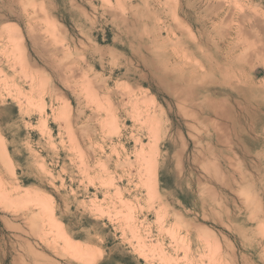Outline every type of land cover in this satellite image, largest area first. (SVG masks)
Here are the masks:
<instances>
[{"label":"rangeland","instance_id":"rangeland-1","mask_svg":"<svg viewBox=\"0 0 264 264\" xmlns=\"http://www.w3.org/2000/svg\"><path fill=\"white\" fill-rule=\"evenodd\" d=\"M262 27L264 0H0V264H264Z\"/></svg>","mask_w":264,"mask_h":264},{"label":"crops","instance_id":"crops-1","mask_svg":"<svg viewBox=\"0 0 264 264\" xmlns=\"http://www.w3.org/2000/svg\"><path fill=\"white\" fill-rule=\"evenodd\" d=\"M55 202V213L59 217L60 222L63 224L64 230L68 237L70 236L73 241L83 243L85 241L84 238L80 235H75L76 233L83 232V228L75 229L74 227H69V204L65 205L64 207V205H61V203L57 202L56 200Z\"/></svg>","mask_w":264,"mask_h":264},{"label":"bare ground","instance_id":"bare-ground-1","mask_svg":"<svg viewBox=\"0 0 264 264\" xmlns=\"http://www.w3.org/2000/svg\"><path fill=\"white\" fill-rule=\"evenodd\" d=\"M262 30H264V27H262ZM264 44V43H263ZM262 47V46H261ZM263 50H264V46H263ZM263 52V51H262ZM3 140V139H2ZM2 140H0V152L2 153V155H3V141ZM1 159V158H0ZM4 160H5V158H4V156H3V158H2V162H4ZM5 163V162H4ZM5 164H7V163H5ZM4 164V165H5Z\"/></svg>","mask_w":264,"mask_h":264}]
</instances>
